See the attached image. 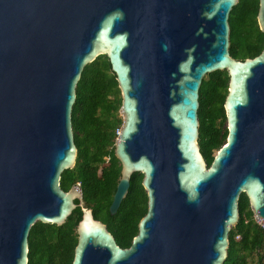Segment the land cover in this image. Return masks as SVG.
Instances as JSON below:
<instances>
[{
  "label": "water",
  "instance_id": "water-1",
  "mask_svg": "<svg viewBox=\"0 0 264 264\" xmlns=\"http://www.w3.org/2000/svg\"><path fill=\"white\" fill-rule=\"evenodd\" d=\"M238 2L0 0V264H28L32 226H63L78 207L72 264H224L242 194L264 225V48L231 56ZM257 23L264 33V0ZM99 56L122 98L111 216L134 174L147 195L127 249L84 207L80 187L61 188L78 154L76 87ZM217 71L229 76L227 139L208 166L199 91Z\"/></svg>",
  "mask_w": 264,
  "mask_h": 264
},
{
  "label": "trees",
  "instance_id": "trees-1",
  "mask_svg": "<svg viewBox=\"0 0 264 264\" xmlns=\"http://www.w3.org/2000/svg\"><path fill=\"white\" fill-rule=\"evenodd\" d=\"M258 11L259 0H239L230 13L229 52L236 60L253 59L264 48ZM228 85L227 71H217L204 77L199 91L198 143L208 166L227 139L224 103ZM76 93L72 126L78 154L75 167L63 172L61 188L67 192L79 183L84 206L128 247L137 235L139 220L147 213V195L141 184L143 175L134 174L126 199L111 216L109 207L121 173L114 146L123 121L119 117L121 93L107 56H99L84 68ZM81 215L78 207L60 227L36 222L29 234L28 264H72ZM239 215L237 226L229 234L224 264H264V230L254 222L245 194L239 199Z\"/></svg>",
  "mask_w": 264,
  "mask_h": 264
},
{
  "label": "flooded vegetation",
  "instance_id": "flooded-vegetation-1",
  "mask_svg": "<svg viewBox=\"0 0 264 264\" xmlns=\"http://www.w3.org/2000/svg\"><path fill=\"white\" fill-rule=\"evenodd\" d=\"M85 207V206H84ZM81 209V208H80ZM140 221V220H139ZM139 223V222H138ZM107 227V226H106ZM137 228H138V224H137ZM107 230L113 235V237L115 238V241H116V243L122 248V249H127V248H129L130 246H131V244L128 246V247H126V246H124L125 245V242L124 241H121V239L120 238H118L114 233H112L110 230H109V228L107 227ZM137 232H138V230H137ZM77 234V233H76ZM136 236V235H135ZM134 236V237H135ZM133 237V238H134ZM128 238V235H126V237H125V239H127ZM133 238L131 239V243H132V240H133ZM77 239H78V236H77ZM127 241V240H126Z\"/></svg>",
  "mask_w": 264,
  "mask_h": 264
},
{
  "label": "rangeland",
  "instance_id": "rangeland-1",
  "mask_svg": "<svg viewBox=\"0 0 264 264\" xmlns=\"http://www.w3.org/2000/svg\"><path fill=\"white\" fill-rule=\"evenodd\" d=\"M119 117L122 119V117L120 116V114H119ZM120 131V130H119ZM119 134V132H117V135ZM116 141H117V138H116V140H115V143H116ZM94 172H96V173H99V169L98 168H95L94 169ZM253 220H254V222H256V219H255V216H253Z\"/></svg>",
  "mask_w": 264,
  "mask_h": 264
},
{
  "label": "built area",
  "instance_id": "built-area-1",
  "mask_svg": "<svg viewBox=\"0 0 264 264\" xmlns=\"http://www.w3.org/2000/svg\"><path fill=\"white\" fill-rule=\"evenodd\" d=\"M75 186H78V187H80V184L78 183V184H76ZM257 223V222H256ZM258 224V223H257ZM263 230H264V225H260V224H258ZM239 237H237V239H238Z\"/></svg>",
  "mask_w": 264,
  "mask_h": 264
}]
</instances>
